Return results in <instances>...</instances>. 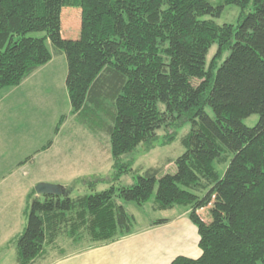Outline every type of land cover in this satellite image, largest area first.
<instances>
[{
	"label": "trees",
	"instance_id": "1",
	"mask_svg": "<svg viewBox=\"0 0 264 264\" xmlns=\"http://www.w3.org/2000/svg\"><path fill=\"white\" fill-rule=\"evenodd\" d=\"M228 6L242 11L236 26L215 22ZM66 8L81 10L78 39L64 37ZM48 40L67 59L72 115L109 137L115 161L153 148L172 124L192 129L175 174L151 169L133 186L77 198L74 185L61 196L31 193L14 241L18 264H32L62 235L77 240L87 230L106 244L132 234L136 218L122 202L143 206L154 195L156 210L189 207L200 236L199 259L171 264H264V0H0V91L52 61ZM254 115L257 125L245 126ZM225 149L234 156L221 176L215 164Z\"/></svg>",
	"mask_w": 264,
	"mask_h": 264
},
{
	"label": "rangeland",
	"instance_id": "2",
	"mask_svg": "<svg viewBox=\"0 0 264 264\" xmlns=\"http://www.w3.org/2000/svg\"><path fill=\"white\" fill-rule=\"evenodd\" d=\"M209 1L214 6L224 4V0ZM251 9L252 7L247 13ZM71 13L74 14L75 29L73 30L68 27V16ZM241 17L240 8L228 6L225 7L221 17L215 19V22L218 25L236 26ZM62 27L66 39H78L81 34V10L64 9ZM44 35L35 34L37 37ZM47 46L54 55L53 63L39 79L31 81L19 89L10 87L8 90L0 92V182L4 179H20L21 183L28 182L33 178L63 179L75 186L72 196L77 198L90 195L93 192L106 191L113 185L117 188L133 186L139 176L151 169L159 171V178L166 174L176 173V161L186 152L183 140L191 132V123H176L163 128L158 131V139L153 143V148L141 145L132 153L124 155L119 162L115 161L111 153L109 137L102 132H93L87 124L72 115L65 83L68 70L65 55L56 50L49 40ZM217 48L215 45L210 50L209 64L213 61ZM207 113L214 117L211 108H207ZM62 118L64 120L60 125L59 132L56 133ZM258 121L259 116L254 115L244 120L243 123L245 126L253 128ZM169 137L174 139L167 143ZM49 143H51L50 148L43 150ZM233 156L229 150L225 149L223 160L215 164L221 176L225 174ZM70 159L80 161L73 163V169L70 171L47 169L56 164L70 163ZM122 171L124 173L118 178ZM64 187L66 188V186ZM91 187H94L95 191H92ZM18 189L20 188L18 187ZM206 192L202 190L197 193L202 196ZM154 202L155 195L142 209L136 203L122 202V204L137 216L138 224L135 227H141L151 219H163L176 211L183 210V207L177 205L176 211L155 213L152 210ZM201 212L204 220L207 222L212 220L206 211ZM87 232V230L81 231L77 240H75L77 236L62 235L58 248H63L65 253H69L102 245L94 242ZM5 237L7 236L0 235V243L1 239H5ZM48 252H52L51 248ZM51 254H58V251ZM0 258L1 264H16V244L0 248Z\"/></svg>",
	"mask_w": 264,
	"mask_h": 264
},
{
	"label": "crops",
	"instance_id": "3",
	"mask_svg": "<svg viewBox=\"0 0 264 264\" xmlns=\"http://www.w3.org/2000/svg\"><path fill=\"white\" fill-rule=\"evenodd\" d=\"M52 63L53 60L36 70L20 86L14 89H19L31 81L39 79ZM6 90L8 88L1 91ZM49 148L45 146L43 150ZM70 160V163L56 164L47 169L70 171L73 169V163L80 162L79 160ZM21 181L20 179H4L0 182V235L7 236L5 239H1L0 248H7L12 245L16 238L25 231L27 226V198L36 191L35 189L39 184H50L52 182L51 185L72 186V183L63 181V179L46 180L33 178L28 182L21 183ZM16 184H19V186H16ZM18 192L20 193L17 195ZM145 205L139 208L142 209ZM176 206L169 210H156L154 203L152 210L155 213H166L174 211ZM180 206L183 207V210H175L176 212L171 216L159 219L167 220V223L155 225L154 223L159 220L151 219L141 227H135L132 234L115 242L65 253L63 248H58L60 238L55 243L47 245L43 255L37 258L33 264H171L176 258L181 256L195 260L199 259L202 256L199 246L200 236L197 227L189 218L191 209ZM128 212L136 218L138 224L137 216L133 212ZM199 213L202 216V212L200 211ZM49 248H51V253L58 251V254L52 255L48 252ZM16 264H18V253Z\"/></svg>",
	"mask_w": 264,
	"mask_h": 264
},
{
	"label": "water",
	"instance_id": "4",
	"mask_svg": "<svg viewBox=\"0 0 264 264\" xmlns=\"http://www.w3.org/2000/svg\"><path fill=\"white\" fill-rule=\"evenodd\" d=\"M35 190L37 194L40 196L42 195L61 196L63 194V190L61 186L51 185L46 183L39 184Z\"/></svg>",
	"mask_w": 264,
	"mask_h": 264
}]
</instances>
